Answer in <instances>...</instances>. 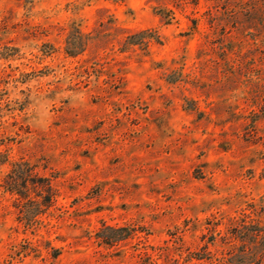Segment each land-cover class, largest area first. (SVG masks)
Returning <instances> with one entry per match:
<instances>
[{
	"label": "rangeland",
	"instance_id": "obj_1",
	"mask_svg": "<svg viewBox=\"0 0 264 264\" xmlns=\"http://www.w3.org/2000/svg\"><path fill=\"white\" fill-rule=\"evenodd\" d=\"M0 264H264V0H0Z\"/></svg>",
	"mask_w": 264,
	"mask_h": 264
},
{
	"label": "trees",
	"instance_id": "obj_2",
	"mask_svg": "<svg viewBox=\"0 0 264 264\" xmlns=\"http://www.w3.org/2000/svg\"><path fill=\"white\" fill-rule=\"evenodd\" d=\"M158 43L159 40H157ZM112 232H131V230L129 228H122V229H118V230H115V229H111Z\"/></svg>",
	"mask_w": 264,
	"mask_h": 264
}]
</instances>
